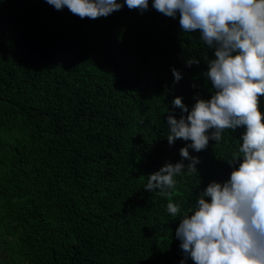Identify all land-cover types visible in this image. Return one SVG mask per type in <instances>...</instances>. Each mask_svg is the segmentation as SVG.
Here are the masks:
<instances>
[{
	"label": "trees",
	"instance_id": "trees-1",
	"mask_svg": "<svg viewBox=\"0 0 264 264\" xmlns=\"http://www.w3.org/2000/svg\"><path fill=\"white\" fill-rule=\"evenodd\" d=\"M152 2L143 13L125 5L93 20L46 0H0V264L184 259L180 218L210 182L230 177L245 126L189 149L199 175L175 177L178 216L167 196L144 190L191 143L167 142V115H181L174 98L191 109L194 96L215 91L204 75L214 49ZM192 58L199 64L189 67Z\"/></svg>",
	"mask_w": 264,
	"mask_h": 264
},
{
	"label": "clouds",
	"instance_id": "clouds-1",
	"mask_svg": "<svg viewBox=\"0 0 264 264\" xmlns=\"http://www.w3.org/2000/svg\"><path fill=\"white\" fill-rule=\"evenodd\" d=\"M58 11L66 6L74 15L93 20L121 10L141 13L149 8V0H46ZM152 8L175 19L185 33L200 30V41L214 49L215 59L207 60L204 73L215 90L210 99L194 96L189 109L176 97L167 115L171 146L183 140L179 150L181 162H166L146 179L144 190L167 196V211L173 217L181 212L171 202L179 175L198 174V157L190 155L206 150L209 141L216 144L224 130L235 131L245 126L238 151L228 161L230 177L223 182H210L199 193L191 214L180 218L175 237L186 264H264V115L260 98L264 97V0H153ZM199 64L195 58L187 65ZM174 83L182 79L172 69ZM168 112V109H167ZM189 161L187 165L183 162ZM238 165V167H236ZM199 175V174H198ZM210 198V202H209Z\"/></svg>",
	"mask_w": 264,
	"mask_h": 264
}]
</instances>
